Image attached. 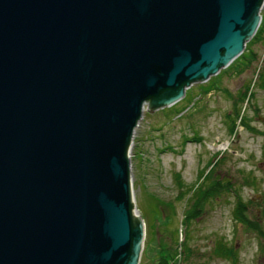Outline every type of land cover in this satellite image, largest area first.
Returning <instances> with one entry per match:
<instances>
[{"label":"water","instance_id":"obj_1","mask_svg":"<svg viewBox=\"0 0 264 264\" xmlns=\"http://www.w3.org/2000/svg\"><path fill=\"white\" fill-rule=\"evenodd\" d=\"M264 0H0V264H139L129 149L256 35Z\"/></svg>","mask_w":264,"mask_h":264},{"label":"rangeland","instance_id":"obj_2","mask_svg":"<svg viewBox=\"0 0 264 264\" xmlns=\"http://www.w3.org/2000/svg\"><path fill=\"white\" fill-rule=\"evenodd\" d=\"M251 49L250 67L222 70L215 89H203L211 79L197 82L175 105L145 106L129 149L145 232L139 264H164L163 250L172 264H264V36ZM201 188L224 191L197 202ZM219 244L237 261L220 256Z\"/></svg>","mask_w":264,"mask_h":264},{"label":"trees","instance_id":"obj_3","mask_svg":"<svg viewBox=\"0 0 264 264\" xmlns=\"http://www.w3.org/2000/svg\"><path fill=\"white\" fill-rule=\"evenodd\" d=\"M264 36V16H262V22H261V26L259 27L256 35L254 36V38L249 42L247 43L246 45V49H245V52L239 57L237 58L228 68V70L230 72H234V73H243V71H245L246 69H248L250 67V64H252V60H254L255 58H252V56L254 55L253 53V50L251 49V44H254L255 42L259 41L262 39V37ZM226 71H224V73H226ZM222 74V72H221ZM219 74V76L221 75ZM217 78L219 77H216V78H213L211 79V81H209V86L207 88H203L205 89V93L206 92H209L210 89L212 88H216L217 87ZM258 87L264 91V69H262V71L260 72V74L258 75ZM245 181H248L245 180ZM200 190V189H199ZM211 191V190H210ZM210 191H205V190H201L195 194V199L197 200V202L202 199L203 195L206 194V193H210ZM218 191V190H217ZM224 191V189H222L221 191H218V192H213V193H210L211 197H213V195H217V194H222ZM193 209V208H192ZM195 209H193L194 211ZM194 217V215H191L190 212H187L186 214V222L191 220V218ZM218 250H219V255L220 256H223V257H228V258H232L233 260L236 259V253L235 252H231V249H229L227 246L223 245V244H219L218 245ZM159 254V262L162 261V259H164V264H172V261H174V256L173 255H170V257L167 255H163L164 254V250L161 251ZM166 257V258H165ZM237 261V260H235ZM158 264H161L158 263ZM235 264V263H233Z\"/></svg>","mask_w":264,"mask_h":264}]
</instances>
